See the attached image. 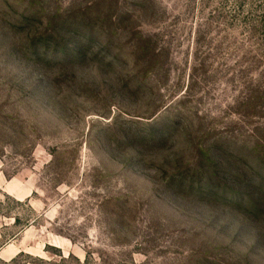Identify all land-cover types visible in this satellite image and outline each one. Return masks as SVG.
<instances>
[{
  "label": "rangeland",
  "instance_id": "rangeland-1",
  "mask_svg": "<svg viewBox=\"0 0 264 264\" xmlns=\"http://www.w3.org/2000/svg\"><path fill=\"white\" fill-rule=\"evenodd\" d=\"M0 264H264V0H0Z\"/></svg>",
  "mask_w": 264,
  "mask_h": 264
},
{
  "label": "trees",
  "instance_id": "trees-1",
  "mask_svg": "<svg viewBox=\"0 0 264 264\" xmlns=\"http://www.w3.org/2000/svg\"><path fill=\"white\" fill-rule=\"evenodd\" d=\"M35 37L33 38H29L25 43H24V47H28V45L32 44V43H36V40H34ZM86 40H88V38L86 37ZM78 43V42H77ZM57 46V44L55 43V47ZM45 47H48V45H43V48L45 49ZM32 48V51L34 53V59L40 60V57L43 56V54H40L39 48L38 49H34L32 47V45L29 47ZM65 48V45H64ZM69 50V48H68ZM68 50H65L63 48L60 47L59 51L57 52L58 57L62 58L61 61H63L62 63L65 62H78L80 60H87L88 58V53H85V45L78 43V45H76L75 48L71 49L70 52ZM37 51V52H36ZM44 54H46V51L44 52ZM64 57V58H63ZM207 194V193H204ZM236 204V203H235Z\"/></svg>",
  "mask_w": 264,
  "mask_h": 264
}]
</instances>
